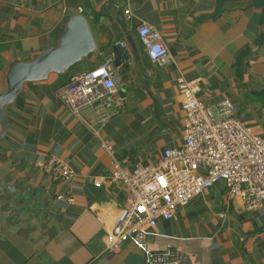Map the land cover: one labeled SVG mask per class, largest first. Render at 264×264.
Wrapping results in <instances>:
<instances>
[{
    "label": "crops",
    "instance_id": "crops-1",
    "mask_svg": "<svg viewBox=\"0 0 264 264\" xmlns=\"http://www.w3.org/2000/svg\"><path fill=\"white\" fill-rule=\"evenodd\" d=\"M73 15L87 19L98 53L71 69V79L108 61L126 104L110 108L101 128L93 109L78 117L57 101L60 76L25 85L7 109L0 141V264H144L132 243L106 250L107 227L127 204L123 184L109 179L111 161L133 173L184 145L181 79L216 115L229 100L237 118L264 137V0H0V93L8 64L57 46ZM141 25L161 35L168 65L151 61ZM52 160L66 163L74 178L46 170ZM148 245L176 252L174 264H264V205L249 210L217 183L174 219L160 220Z\"/></svg>",
    "mask_w": 264,
    "mask_h": 264
},
{
    "label": "built area",
    "instance_id": "built-area-1",
    "mask_svg": "<svg viewBox=\"0 0 264 264\" xmlns=\"http://www.w3.org/2000/svg\"><path fill=\"white\" fill-rule=\"evenodd\" d=\"M129 14V11H126ZM138 35L154 63L166 66L171 56L161 35L141 25ZM115 74L109 62L74 77L56 93V99L73 114L81 117L85 108L94 110L97 122L105 126L110 108L122 109L126 101L118 95ZM179 88L185 112V143L179 149L167 150L156 166L126 172L112 159L110 181L120 182L127 192V204L110 226L102 216L100 225L108 226L106 250L118 253L126 243L138 246L144 253V264H174L176 252L154 253L148 236L160 220L174 219L176 210L217 183H225L231 198L241 197L247 209L264 205V137L240 121L229 100L217 108V115L196 97L197 88L181 79ZM104 150L113 154L108 141ZM43 167L57 178L70 180L75 173L61 160L44 163ZM101 183H96L98 188Z\"/></svg>",
    "mask_w": 264,
    "mask_h": 264
},
{
    "label": "water",
    "instance_id": "water-1",
    "mask_svg": "<svg viewBox=\"0 0 264 264\" xmlns=\"http://www.w3.org/2000/svg\"><path fill=\"white\" fill-rule=\"evenodd\" d=\"M120 49L121 45L114 46L117 55H121ZM97 53L98 47L87 19L82 15H73L57 46L44 50L31 61L10 62L5 75V91L0 93V141L8 133L7 109L17 103L26 84L47 81L52 76H64Z\"/></svg>",
    "mask_w": 264,
    "mask_h": 264
},
{
    "label": "trees",
    "instance_id": "trees-1",
    "mask_svg": "<svg viewBox=\"0 0 264 264\" xmlns=\"http://www.w3.org/2000/svg\"><path fill=\"white\" fill-rule=\"evenodd\" d=\"M97 68V67H96ZM95 69V68H94ZM93 70V69H92ZM60 78H62L63 79V81H64V83H65V85H67V84H69L70 82H71V70L69 71V73L68 74H66V75H64V76H60ZM64 85V86H65Z\"/></svg>",
    "mask_w": 264,
    "mask_h": 264
}]
</instances>
